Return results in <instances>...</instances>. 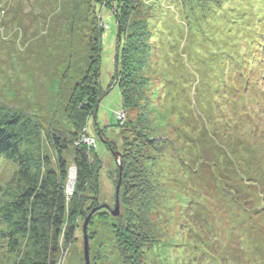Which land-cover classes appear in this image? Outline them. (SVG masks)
<instances>
[{"label": "rangeland", "instance_id": "374dc122", "mask_svg": "<svg viewBox=\"0 0 264 264\" xmlns=\"http://www.w3.org/2000/svg\"><path fill=\"white\" fill-rule=\"evenodd\" d=\"M95 68L108 93L77 135L68 103ZM0 108L38 126L57 179L53 138L68 145L67 198L87 152L53 264H85L89 215V264H264V0H0ZM15 171L0 157V203ZM143 220L145 246L122 248ZM5 244L0 264H16Z\"/></svg>", "mask_w": 264, "mask_h": 264}, {"label": "trees", "instance_id": "16d2710c", "mask_svg": "<svg viewBox=\"0 0 264 264\" xmlns=\"http://www.w3.org/2000/svg\"><path fill=\"white\" fill-rule=\"evenodd\" d=\"M113 6L116 7V5ZM113 10L110 11L112 15H114ZM114 17L116 18L115 15ZM97 68L76 84L68 103L69 118L77 135L83 132L85 128L83 126L91 116L94 119L101 99L108 93V90L103 94L99 91ZM139 130L136 131L137 134L144 137L145 134ZM38 137L39 128L32 120L16 112H4L0 108V157L16 166L13 175L16 181L15 192L13 195L9 193L7 195L5 192L7 198L0 203V239L5 240L8 254L17 255L20 258L16 264H53V257L59 249L60 241L69 244V239L75 235L76 227L74 221L69 219L70 212L75 206L81 209L83 205L82 177L89 159L87 152L80 146L81 144L75 146L76 190L73 197L67 198L63 185L66 173V160L63 155L68 145L63 139L53 138L55 156L61 173L60 179H57L50 158L39 148ZM145 138L152 139L153 143L155 141L154 146L160 145L154 137ZM131 155L129 151V166L136 161ZM140 163L138 161L134 169L139 168ZM139 172L140 174L143 172V167ZM124 175H126L125 171ZM130 175L132 176V173ZM132 184L138 196L139 207L143 210L148 201L146 197L148 186L146 187L138 179ZM199 203L198 201L197 206ZM135 220L142 222V217L138 214ZM146 227L147 224L143 220V228L138 224L133 229L126 230L122 238L120 237L122 248H128L129 245L132 247L137 242L145 246L143 238L145 235L148 236ZM139 246L138 244L137 247ZM224 260H227L229 264L234 263L229 258Z\"/></svg>", "mask_w": 264, "mask_h": 264}, {"label": "water", "instance_id": "95a60500", "mask_svg": "<svg viewBox=\"0 0 264 264\" xmlns=\"http://www.w3.org/2000/svg\"><path fill=\"white\" fill-rule=\"evenodd\" d=\"M120 40V39H119ZM119 45V44H118ZM117 195H118V187L116 188V192H115V198H116V206H115V208H114V211L112 212V215H114V216H117V211H118V200H117ZM104 208H107L106 206H104ZM95 210H97V209H94L93 211H92V213L95 211ZM91 213V214H92ZM90 216L91 215H89L87 218H85V220H84V223H83V226H82V229H83V234H84V261H85V264H89V249H88V243H87V239H86V227H87V224H88V222H89V220H90Z\"/></svg>", "mask_w": 264, "mask_h": 264}]
</instances>
